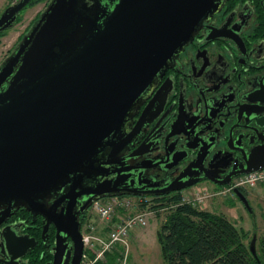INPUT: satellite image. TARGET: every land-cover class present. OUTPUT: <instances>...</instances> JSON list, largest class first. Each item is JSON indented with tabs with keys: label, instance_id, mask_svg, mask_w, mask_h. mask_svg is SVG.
Instances as JSON below:
<instances>
[{
	"label": "water",
	"instance_id": "1",
	"mask_svg": "<svg viewBox=\"0 0 264 264\" xmlns=\"http://www.w3.org/2000/svg\"><path fill=\"white\" fill-rule=\"evenodd\" d=\"M32 1L9 6L0 15V33L12 29ZM222 6L223 0H52L0 67V215L20 207L40 211L58 229L54 264H69L70 258L80 264L83 236L76 218H51L53 208L46 210L45 199L66 188L70 191L61 198L71 200L77 194L96 201L123 193L127 169L120 153L160 109L148 104L132 131L127 123L199 24ZM185 116L189 113L182 110L169 137L182 131ZM258 121L264 128V116ZM262 168L264 146L226 181L206 178L231 186L232 178ZM196 183L178 182L165 191ZM234 192L252 212L248 198ZM60 233L73 243L64 255L67 237Z\"/></svg>",
	"mask_w": 264,
	"mask_h": 264
},
{
	"label": "flooded vegetation",
	"instance_id": "2",
	"mask_svg": "<svg viewBox=\"0 0 264 264\" xmlns=\"http://www.w3.org/2000/svg\"><path fill=\"white\" fill-rule=\"evenodd\" d=\"M263 83L264 0H223L221 10L199 24L193 40L175 56L127 123L132 131L148 104L155 106L154 111L160 109L120 153L127 172L119 196L166 202L201 183L228 187L206 177L226 181L229 174L247 167L255 148L264 146V128L257 126L264 116ZM163 97L164 103L157 107ZM182 110L189 113L179 126L182 131L169 137ZM200 152L209 154L201 158ZM194 180L198 183L186 190L165 191ZM69 191L46 198V210L53 208L50 217L58 222L76 218L82 234L93 197L61 198ZM47 222L40 211L25 207L0 215V264H54L58 229ZM65 245L63 255L73 248L70 237Z\"/></svg>",
	"mask_w": 264,
	"mask_h": 264
},
{
	"label": "trees",
	"instance_id": "3",
	"mask_svg": "<svg viewBox=\"0 0 264 264\" xmlns=\"http://www.w3.org/2000/svg\"><path fill=\"white\" fill-rule=\"evenodd\" d=\"M37 2L33 0L29 7ZM239 190L247 197L245 190ZM162 208L171 211L158 231L167 264H264V235L255 242L254 255L246 244L249 233L225 216L182 204L179 195L166 202L152 201L151 209ZM119 258L118 251L111 252L98 264H119Z\"/></svg>",
	"mask_w": 264,
	"mask_h": 264
},
{
	"label": "rangeland",
	"instance_id": "4",
	"mask_svg": "<svg viewBox=\"0 0 264 264\" xmlns=\"http://www.w3.org/2000/svg\"><path fill=\"white\" fill-rule=\"evenodd\" d=\"M17 1L18 0H0V15ZM51 2L52 0H38L35 5L30 7L28 5L27 8L21 12L16 25L4 33L0 39V67L16 50L22 37L28 32L39 15L48 8ZM206 186H209L211 189H209V191L204 189ZM220 190L222 189H217L210 185V183H201L194 188L184 191L182 194L187 196L191 194L196 197L198 194H204L203 192L205 191H207L206 193L209 195L215 194ZM245 191L253 210L252 213L236 195L231 194L213 195L207 198L203 203H196L192 206L199 210L225 216L237 228L249 233L246 244L251 247L254 238H256L258 242L264 235V183H261L253 189H246ZM170 212L171 211L164 208L159 209L158 212H154L149 216L146 228L136 230L132 233L129 247L125 252L121 249L115 250L116 252L118 251L120 255L118 260L119 264H167L158 240V231L162 224L166 222ZM256 248L257 243L255 244V249Z\"/></svg>",
	"mask_w": 264,
	"mask_h": 264
},
{
	"label": "built area",
	"instance_id": "5",
	"mask_svg": "<svg viewBox=\"0 0 264 264\" xmlns=\"http://www.w3.org/2000/svg\"><path fill=\"white\" fill-rule=\"evenodd\" d=\"M261 183H264V168L240 176L231 186L215 194L208 195L207 191L196 197L182 194L181 203L194 205L203 203L213 195H235V189H253ZM151 206V200L134 196H111L94 201L91 215L83 227L84 252L80 264L103 262L108 253L117 249L125 252L132 233L146 228L149 216L157 212Z\"/></svg>",
	"mask_w": 264,
	"mask_h": 264
},
{
	"label": "crops",
	"instance_id": "6",
	"mask_svg": "<svg viewBox=\"0 0 264 264\" xmlns=\"http://www.w3.org/2000/svg\"><path fill=\"white\" fill-rule=\"evenodd\" d=\"M203 187H205V186H203ZM204 189H207L209 191V189H211V188L209 186H206V188H204Z\"/></svg>",
	"mask_w": 264,
	"mask_h": 264
},
{
	"label": "bare ground",
	"instance_id": "7",
	"mask_svg": "<svg viewBox=\"0 0 264 264\" xmlns=\"http://www.w3.org/2000/svg\"><path fill=\"white\" fill-rule=\"evenodd\" d=\"M233 184V183H232Z\"/></svg>",
	"mask_w": 264,
	"mask_h": 264
}]
</instances>
